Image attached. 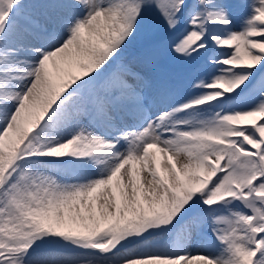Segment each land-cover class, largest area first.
Here are the masks:
<instances>
[{"label":"snow or ice","instance_id":"snow-or-ice-1","mask_svg":"<svg viewBox=\"0 0 264 264\" xmlns=\"http://www.w3.org/2000/svg\"><path fill=\"white\" fill-rule=\"evenodd\" d=\"M0 264H264V0H0Z\"/></svg>","mask_w":264,"mask_h":264},{"label":"rangeland","instance_id":"rangeland-1","mask_svg":"<svg viewBox=\"0 0 264 264\" xmlns=\"http://www.w3.org/2000/svg\"><path fill=\"white\" fill-rule=\"evenodd\" d=\"M233 2H239V0H233ZM236 23L239 25L241 23V20H240V16L239 14L237 15V18H236ZM141 47H142V41H138L136 43H134L130 49L128 50V55L130 57H135L139 54L140 50H141Z\"/></svg>","mask_w":264,"mask_h":264}]
</instances>
